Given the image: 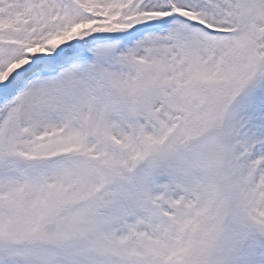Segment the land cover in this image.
Listing matches in <instances>:
<instances>
[{"label": "snow or ice", "instance_id": "obj_1", "mask_svg": "<svg viewBox=\"0 0 264 264\" xmlns=\"http://www.w3.org/2000/svg\"><path fill=\"white\" fill-rule=\"evenodd\" d=\"M0 264H264V0H0Z\"/></svg>", "mask_w": 264, "mask_h": 264}]
</instances>
